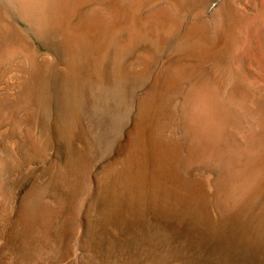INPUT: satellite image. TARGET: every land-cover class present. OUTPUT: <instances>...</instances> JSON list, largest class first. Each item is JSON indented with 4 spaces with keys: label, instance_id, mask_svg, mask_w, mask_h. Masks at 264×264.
I'll return each instance as SVG.
<instances>
[{
    "label": "rangeland",
    "instance_id": "374dc122",
    "mask_svg": "<svg viewBox=\"0 0 264 264\" xmlns=\"http://www.w3.org/2000/svg\"><path fill=\"white\" fill-rule=\"evenodd\" d=\"M20 10L0 0V264H264V0H149L142 18L169 10L174 32L141 42L122 66L98 37L102 69L90 53L72 65ZM9 45L38 62L3 57ZM180 67L174 92L165 78ZM190 88L253 102L263 126L251 153L188 128Z\"/></svg>",
    "mask_w": 264,
    "mask_h": 264
},
{
    "label": "bare ground",
    "instance_id": "6f19581e",
    "mask_svg": "<svg viewBox=\"0 0 264 264\" xmlns=\"http://www.w3.org/2000/svg\"><path fill=\"white\" fill-rule=\"evenodd\" d=\"M6 3L10 4V6L12 5H16L17 7H21L22 10H20V15L23 18V20H25L27 23H29L30 25H32L35 29V31L37 32L38 35H40L42 38H57L59 40V42H61V44L63 45L64 49L66 50L67 54H68V58H69V62L73 64L79 62V58L83 55L85 57L86 54H91L90 56L93 57V60L95 63V67H99V69L101 68V66L103 65L101 63V60L103 57H105L106 53L109 52L110 50H113L114 55L116 56V64L115 66H119L121 65L120 63L123 60V57L126 53L129 52V54H132L133 51L132 50H136L138 48V45L141 42H149L151 43L150 45L155 43V39L159 38V35H161L167 27H169V29H167L163 35H169L168 33H170V29L173 27H175V25L177 26L178 23V19L175 20L177 21V23H172L174 26L171 27L170 25V19L171 16L169 15L168 11L165 10V12L161 13V18H156L155 16L150 17V18H142L141 16V9L145 6V4L149 1V0H4ZM187 1V0H186ZM190 1V0H189ZM182 2V1H181ZM183 4V3H182ZM182 6V5H181ZM184 6V5H183ZM164 7V6H163ZM161 7V9L163 8ZM85 8H89V9H85ZM164 9V8H163ZM168 9V8H166ZM162 11V10H159ZM154 12V11H153ZM170 12V11H169ZM156 15V14H155ZM160 15V14H159ZM166 17H169V20H166ZM164 18V19H163ZM173 18V17H172ZM169 21V25L170 26H165V22ZM174 20V19H173ZM173 22V21H172ZM194 22H192L193 25ZM203 24V23H202ZM200 23V25H202ZM168 25V24H167ZM192 25H191V29H192ZM196 25L199 27L196 28ZM194 25L196 30H200V26L199 24ZM223 25V23H222ZM179 26V25H178ZM193 26V27H194ZM6 25H0V43L1 41V35L4 34L5 29H6ZM176 28V27H175ZM174 28V29H175ZM205 28V27H204ZM203 29L202 32H205ZM208 28V27H207ZM220 28V27H219ZM174 29L172 30L174 32ZM178 29V28H177ZM201 29V30H202ZM221 29V28H220ZM195 31V29L193 28L190 32ZM200 30V32H201ZM218 30V29H216ZM178 31V30H177ZM193 36H195V39H199V36L196 38L197 34L195 35V32ZM215 31V30H214ZM220 31V30H219ZM218 31V32H219ZM225 31V30H224ZM199 32V31H197ZM196 32V33H197ZM199 32V33H200ZM217 32V31H216ZM223 33V32H222ZM175 34V33H174ZM218 35V33H215ZM122 35L125 36V39H122ZM216 35V36H217ZM221 35V34H220ZM102 37V47L101 50L105 53L104 55H94V50L96 49V39L98 37ZM192 36V35H191ZM192 36V37H193ZM212 36V35H211ZM223 36V35H222ZM221 36V37H222ZM226 36V35H225ZM100 37V38H101ZM164 37V36H163ZM202 37V36H200ZM162 38V37H161ZM193 38V39H194ZM224 38V37H223ZM163 39V38H162ZM191 39V40H193ZM187 41V43L189 42L191 44V47H193L192 44L196 45L199 43L200 45H203L201 43V39H197L199 42L197 43V41ZM217 39V38H216ZM226 39V38H225ZM201 40V41H200ZM162 41V40H161ZM160 41V42H161ZM204 41V40H203ZM202 41V42H203ZM223 41V40H222ZM5 42V41H3ZM195 42V43H194ZM221 42V41H220ZM188 43V47L186 48H190ZM204 43V42H203ZM223 44V42H221ZM220 43V45H221ZM227 43V42H226ZM7 44V43H6ZM5 45V44H4ZM98 45H100L98 43ZM157 45V44H156ZM185 45V44H184ZM183 45V46H184ZM195 45V48H196ZM205 45V44H204ZM203 45V46H204ZM186 46V45H185ZM184 46V47H185ZM203 46H200L201 48ZM208 49L210 48V45H208ZM199 48V46H197ZM136 48V49H135ZM194 48V47H193ZM204 48V47H203ZM212 48V47H211ZM205 49V48H204ZM214 49V47H213ZM180 50V49H179ZM130 51H132V53H130ZM208 51V50H207ZM206 51V53H208ZM2 52L3 57L7 56V57H15L18 56L20 54H25V56L27 57L26 59H29V61H31V63H36L37 59H36V55L33 54L32 52H30L28 49L26 51V49L22 48L20 45H9L8 47H6ZM210 52V51H209ZM148 53V52H147ZM150 53V52H149ZM128 54V55H129ZM151 54V53H150ZM209 54V53H208ZM94 55V56H93ZM127 55V54H126ZM125 55V57H126ZM148 54L144 55L142 54L141 56H147ZM202 55V54H201ZM82 56V57H83ZM88 56V55H87ZM86 58H90L89 56ZM150 56V55H148ZM147 56V59H141L144 60V64L145 66L149 65V58ZM152 56V55H151ZM19 57V56H18ZM108 57V56H106ZM82 59V58H81ZM91 59V58H90ZM152 59V58H151ZM78 60V62H76ZM85 60V59H84ZM104 61H106L105 59H103ZM102 60V61H103ZM139 60V59H138ZM142 60H139V63H143ZM87 61V60H86ZM85 61V62H86ZM92 61V60H91ZM103 61V62H104ZM142 61V62H140ZM38 62V61H37ZM76 62V63H75ZM80 62H84L83 59ZM79 62V63H80ZM89 62V61H88ZM70 63V64H71ZM78 63V64H79ZM148 63V64H147ZM70 64L69 67H70ZM77 64V65H78ZM81 64V63H80ZM84 64V63H83ZM101 64V66H99ZM32 65V64H31ZM71 65V66H72ZM89 65V64H88ZM91 65V64H90ZM114 65V64H113ZM123 65V64H122ZM121 65V66H122ZM173 65V64H172ZM182 65V64H181ZM180 65V66H181ZM184 65V64H183ZM187 64H185L184 66L186 67ZM36 66V65H35ZM141 66V65H140ZM143 66V65H142ZM68 67V68H69ZM77 67V66H76ZM92 67V66H91ZM103 67V66H102ZM167 67V66H166ZM165 67V68H166ZM170 67V66H169ZM174 67V66H171ZM182 67V66H181ZM178 69L177 73L176 70L173 71L176 74H172L168 76V74L165 76L164 78L166 79V83L169 88H172V86H177V83L180 82L181 78H185L186 75H184V73H182V71H184L186 73V69ZM189 67V66H188ZM31 68V67H30ZM40 68V66H39ZM73 68V67H71ZM94 68V66H93ZM92 68V69H93ZM123 68V67H122ZM147 67L143 66V69ZM178 67H176L175 69H177ZM98 69V68H96ZM102 69V68H101ZM117 69V68H116ZM114 74H116L117 76L119 74H117V72H119V70H116ZM141 69V68H140ZM141 69V70H143ZM173 69V68H172ZM193 69V68H191ZM114 70V69H113ZM128 70V69H127ZM149 70V69H147ZM182 70V71H181ZM99 71V70H98ZM98 71H94L97 73L98 75ZM121 71V70H120ZM123 71V70H122ZM145 71V69H144ZM165 71V70H164ZM191 71V70H190ZM72 71H69V73L71 74ZM93 72V71H92ZM93 72V73H94ZM138 72V71H137ZM189 72V71H188ZM95 73V74H96ZM101 73V71H100ZM127 73V72H124ZM130 73V72H129ZM170 73V72H169ZM46 74V73H45ZM73 74V73H72ZM132 74V73H130ZM141 74V73H140ZM94 75V74H93ZM92 75V76H93ZM123 75V74H121ZM162 75V74H161ZM173 75V76H172ZM189 76V74H187ZM192 75V74H191ZM73 76V75H72ZM125 77V75H123ZM147 76V75H146ZM98 77V76H97ZM119 77V76H118ZM192 78V77H191ZM124 79V78H122ZM165 79H164V83H165ZM186 79H184L183 82ZM159 81V80H158ZM182 81V80H181ZM221 79L219 80L218 83H220ZM233 81V80H232ZM161 82V81H160ZM231 82V81H230ZM182 82H180L181 84ZM188 84V83H187ZM198 84V83H196ZM221 84V83H220ZM161 85V84H160ZM200 85V84H199ZM218 85V84H217ZM175 86H174V92H175ZM207 86V85H205ZM192 87V86H190ZM202 87V86H201ZM208 87V86H207ZM217 87V86H216ZM194 88V87H193ZM193 88L191 91H186L187 92H191L189 94V96L187 97L186 100H188V103L186 104L187 108L186 109V114L188 116L189 119V126L188 127L190 130H193L196 134L198 133L199 135H203L205 134L206 136L209 137V141L213 142V148L214 146H217V148L221 147L224 145V149L226 148L228 150V148L230 147L231 144H228V141L230 140V138H234L236 141H239V144L242 145V149H249L250 153H251V148H250V140L253 139L251 136H249V134L253 133V130H256L257 127H260V125H262L263 121L260 115H256V113L254 114V112H252L253 108L251 109V107L253 106V102L251 104V102L249 101H245V99H238V97L236 98L234 95L231 96H226L223 98L222 95H225L226 91L224 93L221 92V96L222 97H217L214 94H201L200 89H199V93L196 92V88L195 91L193 90ZM212 88V87H211ZM252 88V87H251ZM178 89V88H177ZM176 89V90H177ZM189 89V90H190ZM205 89V88H204ZM203 89V90H204ZM179 90V89H178ZM202 90V89H201ZM210 90V87L207 88V91ZM217 90V89H216ZM230 90V89H229ZM257 90V89H256ZM255 90V91H256ZM161 91V90H160ZM171 92H173V90H170ZM180 91V90H179ZM206 91V89L204 90ZM211 91V90H210ZM209 91V92H210ZM228 91V90H227ZM252 91V90H251ZM166 92V91H165ZM168 92V91H167ZM177 92V91H176ZM212 92V91H211ZM233 92V91H230ZM229 92V93H230ZM241 92V91H240ZM156 94H159L158 92H155ZM170 93V92H169ZM169 93H167L169 95ZM216 93V91H215ZM228 93V92H227ZM236 93V92H235ZM148 94V93H147ZM153 94V93H152ZM184 94V93H183ZM218 94V91H217ZM216 94V95H217ZM220 94V92H219ZM231 94V93H230ZM234 94V93H233ZM246 94V93H245ZM251 94V93H250ZM252 94H255L252 92ZM160 95V94H159ZM227 95V94H226ZM236 95V94H235ZM242 95V94H241ZM151 96V95H150ZM150 96L148 99H150ZM158 96V95H157ZM163 96V94L161 95ZM160 96V97H161ZM243 96V95H242ZM148 97V96H147ZM250 97V95H249ZM154 98V96L152 97ZM151 98V99H152ZM157 98V97H156ZM164 98V96H163ZM240 98V97H239ZM243 98V97H241ZM159 98H157V101ZM154 100V99H153ZM165 100V98H164ZM246 100H249L246 98ZM149 101V100H148ZM163 101V100H162ZM170 101V100H169ZM152 102V101H151ZM187 102V101H186ZM161 104V103H160ZM166 105V103H164ZM256 104V101H255ZM157 105V104H156ZM185 106V105H184ZM144 107V106H143ZM147 108V107H146ZM145 109V108H144ZM183 109V108H182ZM259 109V108H258ZM254 111V110H253ZM257 111V110H255ZM142 113V112H141ZM214 113V114H213ZM143 114V113H142ZM149 114V113H148ZM147 116V115H145ZM264 117V115H262ZM149 117V116H147ZM264 120V119H263ZM187 121V120H186ZM242 123V124H241ZM264 124V123H263ZM188 126V124H187ZM263 126V125H262ZM261 126V127H262ZM187 128V129H188ZM253 131V132H252ZM192 132V131H190ZM189 132V133H190ZM192 132V133H194ZM192 133H190L192 135ZM198 136V135H197ZM196 136V137H197ZM205 136V137H206ZM192 137V136H191ZM204 137V136H203ZM202 137V139H203ZM251 137V139H250ZM200 138V136H199ZM163 139V138H162ZM201 139V138H200ZM200 139H197L200 141ZM207 139V138H206ZM255 139V138H254ZM195 142V138L193 139ZM196 140V141H197ZM35 141V140H34ZM204 141V139H203ZM208 141V140H207ZM208 141V143H209ZM255 141V140H254ZM193 142V143H194ZM210 142V143H211ZM35 143V142H34ZM39 143V142H38ZM158 143V142H157ZM160 143V142H159ZM203 143V142H201ZM227 143V145H229V147H225V144ZM237 143V142H236ZM234 143V144H236ZM256 143V142H255ZM42 144V143H41ZM212 144V143H211ZM35 145V144H34ZM37 145V144H36ZM197 145V144H196ZM201 145V144H199ZM226 145V146H227ZM36 147V146H35ZM232 147V146H231ZM236 147V146H235ZM234 147V148H235ZM146 148V147H145ZM165 148V147H164ZM175 148V147H173ZM212 148V146H211ZM215 148V149H217ZM223 149V147H221ZM34 149V148H33ZM149 149V148H148ZM154 149V148H153ZM157 149V148H156ZM166 149H170V148H166ZM176 149V148H175ZM178 149V148H177ZM214 149V150H215ZM225 149V150H226ZM231 149V148H230ZM236 149H238L236 147ZM236 149L235 152H236ZM240 149V148H239ZM253 149V148H252ZM140 150V149H138ZM142 150V149H141ZM144 150V149H143ZM213 151V149H210ZM218 150V149H217ZM216 150V151H217ZM233 150V149H232ZM233 150V151H234ZM255 150V148H254ZM257 150V154H258V149ZM256 150L254 152H256ZM260 150V149H259ZM34 151V150H33ZM135 151V150H134ZM165 151V150H164ZM170 151L171 153V149L167 150L165 152ZM211 151V152H212ZM229 153L232 151L228 150ZM161 152V151H160ZM175 152V151H174ZM235 152H233L235 154ZM245 152V151H242ZM261 152V150H260ZM259 152V153H260ZM140 151H138V154L140 155ZM169 153V152H168ZM214 153V152H213ZM249 152H246V155H248ZM253 153V152H252ZM147 154V153H145ZM149 154V153H148ZM223 154V153H222ZM221 154V155H222ZM239 155V153H237ZM236 154V155H237ZM144 155V154H143ZM225 155V154H224ZM146 156V155H145ZM158 156V155H157ZM160 156V155H159ZM162 156V155H161ZM215 156V155H214ZM228 157H221L223 158V162L221 163V165L224 163L227 165L229 162L228 161H232L230 160L231 157H229V155L227 154ZM243 156V155H242ZM251 156V155H249ZM248 156V157H249ZM252 161L254 160V155ZM258 156V155H256ZM255 156V157H256ZM140 157V156H139ZM150 157V156H149ZM152 157V156H151ZM164 157V156H163ZM169 157V156H167ZM239 157V156H238ZM244 157V156H243ZM138 158V157H137ZM136 158V159H137ZM141 158V157H140ZM140 158H138V160H140ZM162 158V157H161ZM220 158V157H219ZM220 158V160H221ZM235 158V157H233ZM156 159V158H155ZM167 159V158H164ZM164 159H162L164 161ZM144 160V159H143ZM159 160L160 157H159ZM161 160V161H162ZM169 160V159H168ZM234 160V159H233ZM261 160V159H260ZM146 161V159L144 160ZM167 162V160H166ZM165 162V163H166ZM169 162V161H168ZM255 162V161H254ZM162 163V162H161ZM164 163V162H163ZM170 163V162H169ZM262 163V160L261 162ZM264 163V161H263ZM140 164V163H139ZM145 164V162H144ZM168 164V163H167ZM231 164V163H230ZM142 165V164H141ZM151 165V164H150ZM160 165V164H158ZM164 165V164H163ZM258 166V164H256ZM132 166V165H131ZM137 166V165H136ZM144 166V165H143ZM248 166V165H247ZM262 166V165H261ZM141 167V166H140ZM148 167V164H147ZM152 167V166H151ZM264 167V164H263ZM143 169L146 167H142ZM161 168V167H160ZM165 168V166H164ZM132 169V168H131ZM147 169V168H146ZM145 169V170H146ZM138 170V169H137ZM161 170V169H160ZM252 170V169H251ZM155 171V169H154ZM158 171V169H157ZM169 171V169H168ZM263 171V170H262ZM151 172V171H150ZM143 173V172H142ZM157 172H155L156 174ZM158 173H160L158 171ZM157 173V174H158ZM145 174V173H144ZM163 174L160 173V175ZM167 174V173H166ZM175 174V173H174ZM159 175V174H158ZM157 175V176H158ZM165 176V174H163ZM143 176V175H142ZM146 176V175H145ZM153 176L154 173H153ZM136 177V176H134ZM159 177V176H158ZM163 177V176H162ZM155 178V177H154ZM152 178V179H154ZM264 178V177H263ZM151 179V180H152ZM145 180V178H144ZM181 180V179H180ZM183 180V179H182ZM153 181V180H152ZM166 181V180H165ZM178 181V180H177ZM154 182V181H153ZM152 182V183H153ZM169 182V181H168ZM167 183V182H166ZM173 183V182H172ZM181 183V182H180ZM263 183V182H262ZM259 184V183H258ZM262 185V184H261ZM150 186V185H149ZM257 186V185H256ZM258 187H261L260 185H258ZM139 188V186H138ZM189 189V188H188ZM264 190V188L262 189ZM137 191V190H136ZM257 189H256V193H257ZM261 191V190H260ZM264 192V191H263ZM262 192V193H263ZM167 193V192H166ZM139 194V193H138ZM141 195V194H140ZM129 196V195H128ZM169 196V195H168ZM259 196V195H258ZM199 198V197H198ZM132 199V198H131ZM171 199V198H170ZM199 206V205H198ZM201 206V205H200ZM36 225V224H35ZM38 225V224H37ZM36 227V226H35ZM33 235V234H32Z\"/></svg>",
    "mask_w": 264,
    "mask_h": 264
}]
</instances>
